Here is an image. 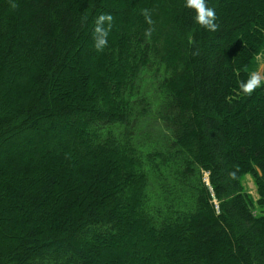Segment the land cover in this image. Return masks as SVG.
<instances>
[{"label": "trees", "instance_id": "16d2710c", "mask_svg": "<svg viewBox=\"0 0 264 264\" xmlns=\"http://www.w3.org/2000/svg\"><path fill=\"white\" fill-rule=\"evenodd\" d=\"M206 6L0 0V264H264V0Z\"/></svg>", "mask_w": 264, "mask_h": 264}, {"label": "rangeland", "instance_id": "374dc122", "mask_svg": "<svg viewBox=\"0 0 264 264\" xmlns=\"http://www.w3.org/2000/svg\"><path fill=\"white\" fill-rule=\"evenodd\" d=\"M88 50L90 52L94 53L96 50V45L88 46ZM254 73L259 74L261 79H264V53L257 58V67H256ZM81 121H82V119L81 120H69V123H70V126L73 127V126H76L79 123H81ZM45 129H47L51 133L55 134L54 135L55 140H53V139L47 140V142L45 143L46 146L51 147V146H54L56 144H59V143L66 141L67 137L56 134L57 131H55L53 128L44 127V128H42V131ZM36 136L40 137L41 135L37 134ZM37 139H38V137H37ZM43 147H41L40 144H37L36 142L34 143L33 141L29 140V136L25 137V138H19V139H15L14 144L12 146L5 148L3 150V152L0 153V157L6 158V159L8 158L10 160H14V158L17 156V153L19 151H25L26 153H31V152L35 151L36 149H40ZM205 177H206V175H205ZM205 181L207 182V179ZM242 183H243V187H244L245 191L250 195V197L253 199V201H256V199H257L256 188L253 184L252 179L249 176H245ZM78 243H79V241H78ZM79 245H80V243H79ZM103 246H104L103 250H106V251H112L113 250V247L108 243H104ZM117 254H119V252H117Z\"/></svg>", "mask_w": 264, "mask_h": 264}, {"label": "clouds", "instance_id": "9594fccd", "mask_svg": "<svg viewBox=\"0 0 264 264\" xmlns=\"http://www.w3.org/2000/svg\"><path fill=\"white\" fill-rule=\"evenodd\" d=\"M186 6L194 9V20L197 24L208 29H215L217 25L214 23L215 11L206 6V0H185ZM105 20L110 21L111 16H100L98 25ZM97 35L96 48L99 50L107 43V32L100 26L95 29ZM264 85V79H261L257 73H252L246 81L240 83L241 90L246 94H251L255 89Z\"/></svg>", "mask_w": 264, "mask_h": 264}]
</instances>
